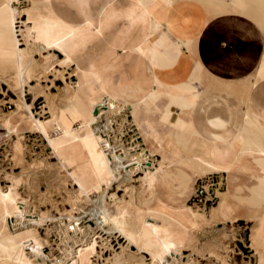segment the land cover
<instances>
[{"label":"crops","instance_id":"0c3cea01","mask_svg":"<svg viewBox=\"0 0 264 264\" xmlns=\"http://www.w3.org/2000/svg\"><path fill=\"white\" fill-rule=\"evenodd\" d=\"M34 9L72 28L89 26L94 33L84 45L86 51L76 55L72 65L77 80L83 77L95 87L75 88L73 93L78 98L88 96L91 107L102 106L104 116L129 110L147 141L160 148L169 146L170 156L164 155L158 165H153L151 150L137 152L150 162L147 168L151 172L164 167V175L153 186L146 181V167H137L132 154L110 160L114 170L128 167V175L142 171L148 188L154 187L149 189L158 208L150 209L151 218L176 216L189 226L203 221L195 212H184L185 203L193 198L198 179L215 171L221 173L223 191L239 212H262L264 219V0H41ZM44 48L41 40L29 51L37 76L47 66L33 54H41ZM52 51L54 57L58 53L64 59L60 50ZM101 87L106 104H93ZM141 109L160 111L161 118L139 117ZM76 114L85 117L81 126L91 122L96 131L94 135L90 128L88 135L83 133L91 143L111 128L95 123L84 107ZM53 116L52 126L57 124L62 132L74 127L63 115ZM6 124L0 125V139L7 134ZM30 127L26 119L18 130ZM106 139L110 153L115 152L108 134ZM64 143L69 150L60 159L71 177L79 169L85 187L91 191L104 188V175L98 173L103 162L93 161L71 141ZM128 160L131 163L125 165ZM117 180L115 172L113 182ZM177 198L183 200V206ZM139 218L149 223V211H139ZM247 222L250 245L254 221ZM2 225L0 210V228Z\"/></svg>","mask_w":264,"mask_h":264},{"label":"rangeland","instance_id":"374dc122","mask_svg":"<svg viewBox=\"0 0 264 264\" xmlns=\"http://www.w3.org/2000/svg\"><path fill=\"white\" fill-rule=\"evenodd\" d=\"M15 6V37L18 47L27 49L34 43L36 33L28 31L33 24L29 21V14L27 16L22 10L31 8L32 2L20 0ZM40 10L45 11V6H40ZM55 54L58 58L54 57L52 50L33 54L36 61L44 66L46 64L47 69L44 68L43 73L35 75L33 80L30 79L29 82L32 80L30 85L28 82L23 89V101L31 107L34 118L47 122L46 128L50 137L58 139L60 138L58 134H62L56 130V126L51 125L53 113L63 115L75 128H79L81 120L85 117L77 115L76 111L84 107L91 112L95 123L100 122L111 127L108 130L109 140L120 158L126 159L129 156H126L128 151L136 154L146 148L147 152L151 150L153 153V165H158L164 155L170 156L167 144L160 148L146 140L147 136L140 132L134 122V115L129 110L121 115L104 116L106 114L102 111V106L91 107L88 96L82 95L78 98L73 93L77 81L76 67L72 64L63 65L61 63L63 55L59 57L58 53ZM33 67L36 70L34 64ZM12 74H15L14 66L10 65L8 60L0 61V125L4 121L13 120L16 114L23 111L21 88L16 80L10 79L14 78ZM138 116H144L148 120L161 118L160 111L146 112L143 109L139 110ZM121 169L122 167L113 170L118 172ZM143 176L142 171H137L130 173L128 178H120L113 182L108 188L104 186L99 192L80 194L78 184L67 168L61 166L47 138L33 128L32 124L30 128L12 132L9 136L6 133L2 134L0 186L4 193H7L9 188L17 191L18 211L12 207L3 208L0 237H10L17 232L36 236L39 239V248L27 239L22 242L28 259L35 264H52L66 259L68 247L73 243L68 234L62 233L65 231V224L69 222V216H73L75 222L80 223L81 229L84 230L81 234L76 231V239L80 235L85 245L93 239L96 241L89 264H157L148 250L151 247L140 250L136 244L129 242L116 230L109 219L111 216L118 218L126 223L130 231L140 229L143 224L137 214L139 211L140 213L149 211L151 219L153 211L150 209L158 208V204L149 189L154 187L148 188ZM223 190L219 172L205 174L197 181L195 196L190 202L185 203L187 207L184 208V212H195L196 216L200 215L203 221L197 225L189 226L176 216L163 215L162 219L170 222L168 245L163 250L170 264H257L260 257L264 259L262 212H251L254 223L251 226L249 245L248 219H237L246 211L239 212L228 200L227 194H221L225 192ZM177 201L183 206V200L177 198ZM226 204L232 207L230 213L224 210ZM98 208H103L106 215L95 223ZM93 215L95 217H92ZM254 235H257L255 241L252 240ZM176 239H179L181 244L172 245ZM66 243H69L68 247Z\"/></svg>","mask_w":264,"mask_h":264},{"label":"bare ground","instance_id":"6f19581e","mask_svg":"<svg viewBox=\"0 0 264 264\" xmlns=\"http://www.w3.org/2000/svg\"><path fill=\"white\" fill-rule=\"evenodd\" d=\"M38 1L40 2V0H25V2H32V6H33L31 9L26 8V9L22 10L23 12H27L29 14V21H31L33 23L32 28L29 29L28 31L36 33V36L34 38V43H36V41L40 42L41 40H44V42H45L44 50H48V51L54 50V49L60 50L65 55L64 59L61 60V63L63 65L68 66L74 62V57L76 55H79V54L83 53L84 51H86L88 46H87V48H85L84 45L87 41H89L91 39V37L94 33H93V31H90L89 26H86V27L81 28V29L72 28V27H69L67 25H63V24L59 23L58 21L52 19L51 17L46 18L45 16H42L39 13H36L37 10L34 9V5L35 4L37 5L39 3ZM18 2H20V0H2V2L0 3V61L8 60L10 65L14 66L15 74H12L14 76V78L10 77V79H12V81L16 80L19 87L21 88V105L23 107L22 113L16 114L15 117L13 118V120H8L6 122L7 123L6 124L7 125V135L8 136L11 135L12 132H18V129H19L18 127L21 124L25 123L26 119H28L29 122L32 124V127L37 129L41 133H43L45 138H47L50 147L53 149L54 154L58 157L62 167H64V165H63V162L60 159V157L63 156L65 153H68V150H69V145H66L64 142H66V141L70 142L71 141L73 143V145H77L78 148L83 149L84 153L86 155L88 154L89 157L93 159V161L95 160L98 163L103 162L102 165L100 166V169L98 170L99 171L98 173H99V175H101L103 173L102 175H104V176H102L101 181L103 183H105L107 186L106 188H108L112 185L111 183H113V181L115 179V174H114L115 171L113 170V168L111 167V164H110L111 157H117V158H120V157L116 154V151L110 153L111 148L109 147V144L107 143V139H106L107 134H108V133H106L107 131L102 132L100 134L98 142L93 141L94 143H91L90 140L87 137L85 138L83 135L84 132L88 135V133L90 131L89 129L90 128L92 129L91 122L88 124H83L79 128H75V127L67 128L63 132L60 130V128H58V126L56 124V130L61 131L63 137L58 138V139L52 138L48 135V132H47V128H46L47 122L34 118L32 112L30 110L31 107L23 101L24 86L29 82L30 79L35 77L36 74H34V72L37 70L34 69L33 61H32L30 54H29V51L31 49V45H29L27 49H21L18 47V43H17L18 41L16 40V37H15L14 24L16 22H15L14 11L16 8L15 5ZM48 16H49V14H48ZM86 55H87V53H86ZM98 55H99V53H98ZM88 56H89V54H88ZM78 65L84 66L83 63H81V64L79 63ZM79 75H81V74H79ZM89 76H91V75H89ZM88 85L95 87L93 81L88 80L87 84H86L84 78L80 77V79L78 78V80L76 81V86L73 89H75V88L80 89V88L86 87ZM95 89H97V87ZM92 93H93V90H92ZM99 93L100 94H98V95H97V92L95 93L97 96L94 97L93 104L97 103V104L102 105V103L104 104L106 102L105 101L106 97H105V95H103V94H105L103 88L99 91ZM108 103H109L108 105H111L110 102H108ZM112 105H114V103ZM53 118H55V116ZM54 122H55V120H54ZM53 124L54 123L52 120L51 125H53ZM60 127H61V125H60ZM105 130H107V129H105ZM92 131H93L94 135L97 134L95 130L92 129ZM97 131H99V129ZM67 138H69V140H67ZM70 153L73 154V150L70 151ZM126 153H127V155H131V153L129 151ZM132 155L134 157V162H135V165H137V167L138 166L146 167V171L148 174L146 177V179H147L146 181L151 186H153L156 179H158L164 175L165 171H164V167L162 165H160L156 169L155 172H150L149 169L147 168L149 163H150L149 161L142 160V158H140V155H138V153H136V154L132 153ZM123 159L120 158V160H123ZM71 160H72V158H71ZM72 163H74L73 160H72ZM130 163H131V160L125 161V165H128ZM93 165H95V164H93ZM127 169H128V167L122 166V169L120 171H118V172L116 171L117 177H119V179L127 177L128 176V174H127L128 170ZM78 172H79V169H77V175H75V174L72 175V178L76 181V183L79 184L78 191L80 194L84 193L86 195H89V193L91 192V189H88L87 187H85V185L82 183L80 177L78 176ZM160 183L162 185H164V182H160ZM95 189H97V191L99 192L100 190L103 189V187H101V186L95 187ZM221 194L226 195V191L221 193ZM17 197H18V194H17V191L15 189L9 188V191L7 193H4L0 188V210H1V214H3V212H2L3 208H5L6 206L17 209L16 212L18 211ZM231 209H232L231 205L226 204V206L224 208L225 212L230 213ZM137 214L139 215V212ZM95 215H96V213H95ZM105 215H106V213L103 211V208H98V217L96 218L95 223H97L99 221L100 217L105 216ZM201 216H203L202 213H201ZM241 216L245 217L247 219H252L251 212L247 213V211H246V213L244 215H241ZM241 216H239V218ZM92 217H95V216L93 215ZM36 219H37V217H36ZM109 219L113 222L114 228L116 230H118L121 234H123L129 240V242L136 244L140 250L144 249L145 247H151L148 250L150 251L152 258H154L155 263H157V264H170V260L167 258V255L163 253L164 248H166L168 245V238H169L168 234H170L169 233L170 222L167 219H162V218L153 219V218H151L149 223L143 222L142 226L140 227V230L137 229L135 231L128 230L126 223L121 222L116 217L111 216V218H109ZM18 223H20V222H18ZM62 224H63V222H62ZM65 226H64L65 231H63L62 233L65 232L66 234H68V237L72 238L73 243L71 245H69V247H68L69 243L68 244L66 243L67 247H68V250L66 249L67 250L66 259L59 260V261L54 262V263L51 262V263L52 264H89L91 257H92V254L95 251V246H96L95 239L91 240L88 243L85 241L87 243V245L83 244L84 241H82V238L80 235H79V238L76 239V236H77L76 231H79V233L81 234V233H84V230L81 229L80 223L75 222L73 216H69V222L67 225L65 224ZM26 228H27V226H26ZM65 236H67V235H65ZM256 237H257V235H254L252 237V240L255 241ZM85 238H87V237H85ZM26 239L29 240L32 244L38 245L37 248H39V239L36 236L29 234V233H18L17 232L16 235H13L10 237H0V264H35L30 259H28L27 255L25 253V250L22 247V242L26 241ZM62 241H64V240H62ZM81 241H82V243H80ZM172 243H173L172 245H177V244H181V241L179 239H176ZM64 248H65V246H64ZM152 248H154V250ZM257 257H258V255H257ZM257 260H258V258H257ZM257 264H264V259L260 257L259 262Z\"/></svg>","mask_w":264,"mask_h":264},{"label":"built area","instance_id":"2783aa9c","mask_svg":"<svg viewBox=\"0 0 264 264\" xmlns=\"http://www.w3.org/2000/svg\"><path fill=\"white\" fill-rule=\"evenodd\" d=\"M203 177H204V176H203ZM201 179H202V178H201ZM201 179H198V181L201 180ZM221 181H222V186H223V177H222V175H221ZM196 186H197V185H196ZM223 187H224V186H223ZM195 192H196V190H195ZM194 196H195V194H194ZM194 196H193V197H194ZM192 199H193V198H192Z\"/></svg>","mask_w":264,"mask_h":264}]
</instances>
